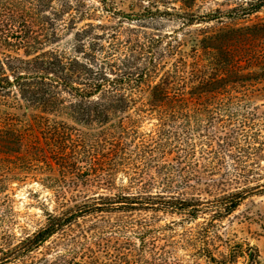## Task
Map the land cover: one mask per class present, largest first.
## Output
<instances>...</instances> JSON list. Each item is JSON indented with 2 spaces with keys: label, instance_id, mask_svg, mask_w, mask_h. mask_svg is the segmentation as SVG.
<instances>
[{
  "label": "trees",
  "instance_id": "16d2710c",
  "mask_svg": "<svg viewBox=\"0 0 264 264\" xmlns=\"http://www.w3.org/2000/svg\"><path fill=\"white\" fill-rule=\"evenodd\" d=\"M197 2L102 0L101 13L0 0V209L13 181L46 166L59 172L50 188L107 192L62 199L76 205L23 241L1 236L0 264H43L44 245L92 215L76 261L54 264H176L183 247L207 264L257 261L250 245L219 260L209 226L187 225H216L264 193V0L203 13ZM89 143L96 155L80 151ZM221 182L235 188L191 193ZM161 213L182 219L159 225Z\"/></svg>",
  "mask_w": 264,
  "mask_h": 264
},
{
  "label": "rangeland",
  "instance_id": "374dc122",
  "mask_svg": "<svg viewBox=\"0 0 264 264\" xmlns=\"http://www.w3.org/2000/svg\"><path fill=\"white\" fill-rule=\"evenodd\" d=\"M85 1L102 13V0ZM110 1L119 4L120 7H122L121 3L129 7L130 4L134 2V0H107V2ZM241 1L245 0H198L197 9H199L201 13L215 9L227 10L235 7ZM145 3H147V0H145ZM259 17L264 19V10L259 14ZM251 20L256 19L252 17ZM102 21H107L106 24H108V20L102 18ZM84 23L80 25L83 26ZM97 23L98 21L96 24ZM226 24H230V22L228 21ZM171 25L172 24H170V26ZM214 27L216 28L218 26L216 25ZM174 29L175 27L168 28L169 31H173ZM188 50H190V46ZM257 104L261 106L264 104V101L258 100ZM263 110L264 108H262V111ZM12 113L23 115L24 111L17 112L16 110H12ZM69 123L74 125L72 121ZM73 136L76 138V132L73 133ZM76 148H78L76 149L78 152L80 147L76 146ZM80 151L86 156H88L89 153L96 155L98 152L90 143L83 146ZM262 162L264 169V160ZM36 170L37 171H33L26 175L28 177L25 178L24 183H19L18 181L12 182L11 186L14 191L11 197L12 201L8 204L4 203V207L0 209V215L3 214L4 216L3 223H0V237L3 236L1 237L3 238L1 239V244L12 242L15 237L16 240H14V244L23 241L28 235L36 234L41 228L47 226L52 218L60 214H66V206L74 207L76 204L68 202L67 205H62L60 201L64 198H66V200H71L73 197V199H75L76 196H82L79 202H83L86 196H92L95 193H107L103 189L89 190L83 187L69 189L68 185L64 182L57 185L55 184V188H50L48 184L52 183L54 177H58L59 172L57 170L51 171L48 166ZM123 180L124 184L127 185L126 177L123 178ZM121 183V181H118V184ZM210 185H213V183ZM205 188L211 189L215 195L223 193L224 190H232L235 186H230L228 184L223 185L221 182L220 187L201 186L198 188V190H200L199 192L191 193L203 194L202 196H207L205 198L210 201V194L207 195V193L203 191ZM2 199H4V197ZM95 217L96 216L92 215L90 217L80 218L78 222L75 220L73 225L65 228L51 238L41 249V253L35 256L39 261L42 260L43 264H54L59 257L60 259L64 258L66 261L75 258L76 261V238L80 237L84 231H88L92 228L94 224L92 221H95ZM201 217L202 218L198 221L192 222V225H187V227H195L198 224L209 226L212 236L211 249L219 260L222 261L228 258L231 249L239 250L238 245H243L244 248L250 245L257 250L259 255L257 261L249 262L248 256L245 255V257H240L238 261L233 264H264V193L252 194L237 211L223 221L218 222L216 225H207L209 223V217ZM181 219L182 216L179 214L161 213L158 217V224L166 226L172 220ZM188 251L189 248L187 247L180 248L179 251H177L176 256L178 262H176V264H207L203 258L190 257ZM79 256H81V254ZM59 261L61 264L65 263L62 260Z\"/></svg>",
  "mask_w": 264,
  "mask_h": 264
}]
</instances>
